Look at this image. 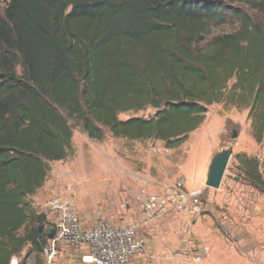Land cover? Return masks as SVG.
Here are the masks:
<instances>
[{"label":"trees","instance_id":"16d2710c","mask_svg":"<svg viewBox=\"0 0 264 264\" xmlns=\"http://www.w3.org/2000/svg\"><path fill=\"white\" fill-rule=\"evenodd\" d=\"M0 7V264L43 255L45 214L26 199L65 159L73 126L92 139L185 142L210 105L249 108L264 138V0L243 7L204 0H3ZM236 19L233 32L214 26ZM18 68H21L19 72ZM156 109L149 117L120 119ZM245 178L264 184L259 160L238 154ZM24 235L18 232L29 221Z\"/></svg>","mask_w":264,"mask_h":264},{"label":"rangeland","instance_id":"374dc122","mask_svg":"<svg viewBox=\"0 0 264 264\" xmlns=\"http://www.w3.org/2000/svg\"><path fill=\"white\" fill-rule=\"evenodd\" d=\"M204 1H217L254 12L249 3L252 0ZM4 5L0 0V7ZM238 27L239 22L230 19L214 26L212 35L233 32ZM18 70L21 72V68ZM155 113L156 109L148 108L121 113L119 118H147ZM248 114L249 108L224 102L212 104L204 123L172 149L166 148L162 141L115 137L108 129H104V139H92L79 122L70 119L73 138L68 156L48 162L44 185L26 202L41 213L50 196L73 184L78 191V211L83 197L91 200L87 205L94 203V213L90 218L87 216L90 222L105 217L103 209L109 206L115 223L141 224L139 235L146 239L148 250L138 257L144 258L146 264H175L173 255L189 238L197 245L210 247L207 264H264V184L257 187L247 180L237 159L238 154L256 157L264 180V138L261 142L254 138ZM234 132L238 136L233 139ZM230 147H233V155L221 186L214 189L207 187L206 182L200 185L201 167ZM181 179L185 180L186 187L191 184L204 190L205 212L199 224L194 226L182 215L146 223L139 199L141 187L173 185ZM32 226L30 220L18 234L24 235ZM26 255L30 264H46L44 255L34 252L30 244L22 252L23 257ZM14 262L17 258L11 264Z\"/></svg>","mask_w":264,"mask_h":264},{"label":"built area","instance_id":"2783aa9c","mask_svg":"<svg viewBox=\"0 0 264 264\" xmlns=\"http://www.w3.org/2000/svg\"><path fill=\"white\" fill-rule=\"evenodd\" d=\"M77 187L67 185L62 192L50 196L42 207L47 218L46 230L56 229L49 238L43 255L46 264H55L60 244L85 247L82 264H129L132 259L148 250L146 239L139 235L141 224L120 225L113 220L100 218L87 226L77 209ZM204 190L189 189L181 179L173 185L159 184L155 188L144 185L140 190L141 208L146 223L170 215H183L187 220L201 218L205 212ZM210 247L201 251L188 250L180 261L183 264H202Z\"/></svg>","mask_w":264,"mask_h":264},{"label":"crops","instance_id":"0c3cea01","mask_svg":"<svg viewBox=\"0 0 264 264\" xmlns=\"http://www.w3.org/2000/svg\"><path fill=\"white\" fill-rule=\"evenodd\" d=\"M212 162V161H211ZM208 163V162H207ZM211 164V163H210ZM210 164H206L205 162V167H201V178L199 180V184L202 185L203 182L207 181V176H208V172H209V167ZM198 185V184H197ZM189 189L194 188L195 186L193 185H189L187 186ZM90 199L88 200V198H84L81 200V204H80V214L83 217L84 222L86 223L87 226H92L95 223L90 222L89 220H87V216L88 218L91 217V213H94L95 211V206L94 203H92L91 205H87V202L90 203ZM98 211V210H96ZM111 210L109 209V206L105 207L103 209V215L109 220H114L113 219V214H111ZM183 216V215H182ZM95 217V215H94ZM185 217V216H184ZM186 218V217H185ZM187 219V218H186ZM200 219H193V225L196 226L199 224ZM115 221V220H114ZM185 244L179 249L178 252H176L173 255V259L175 260V264H183L180 259L184 260V254L188 251V250H195V251H201L203 246H208L206 244H199L197 245L193 240H191L190 238L187 239L186 241H184ZM61 246V248H60ZM209 247V246H208ZM86 248L85 247H71L68 246L66 244H60L59 248H58V254L57 257L55 259V264H82L81 261V257L84 254ZM207 260V256L206 258L203 260L202 264H207L208 260ZM146 260H144V258L141 257H136L134 259L131 260V262L129 264H146L145 262Z\"/></svg>","mask_w":264,"mask_h":264},{"label":"water","instance_id":"95a60500","mask_svg":"<svg viewBox=\"0 0 264 264\" xmlns=\"http://www.w3.org/2000/svg\"><path fill=\"white\" fill-rule=\"evenodd\" d=\"M237 136H238L237 132H234L232 138L234 139ZM232 155H233V147H230L217 153L213 157L207 176V181H206L207 187L218 189L221 186V183L226 174L227 167ZM40 230L41 231L45 230V225H41ZM47 234L49 238H53L56 234V229L50 228L49 230H47Z\"/></svg>","mask_w":264,"mask_h":264},{"label":"bare ground","instance_id":"6f19581e","mask_svg":"<svg viewBox=\"0 0 264 264\" xmlns=\"http://www.w3.org/2000/svg\"><path fill=\"white\" fill-rule=\"evenodd\" d=\"M13 264H17V262H14Z\"/></svg>","mask_w":264,"mask_h":264}]
</instances>
